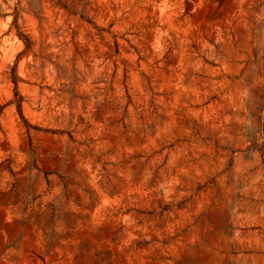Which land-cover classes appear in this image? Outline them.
Segmentation results:
<instances>
[{
  "label": "rangeland",
  "instance_id": "1",
  "mask_svg": "<svg viewBox=\"0 0 264 264\" xmlns=\"http://www.w3.org/2000/svg\"><path fill=\"white\" fill-rule=\"evenodd\" d=\"M0 264H264V0H0Z\"/></svg>",
  "mask_w": 264,
  "mask_h": 264
},
{
  "label": "trees",
  "instance_id": "2",
  "mask_svg": "<svg viewBox=\"0 0 264 264\" xmlns=\"http://www.w3.org/2000/svg\"><path fill=\"white\" fill-rule=\"evenodd\" d=\"M65 8H67V5H63ZM38 14V13H37ZM18 18H19V12H17V14L15 15V20H14V23L16 24V26H17V28H18V35L20 36V37H22L24 40H25V42H26V47H27V49H29L30 47H31V45H32V42H31V40L29 39V37H27V35L26 34H24L22 31H20V29H19V24H18ZM14 80H15V82H17V78L16 77H14ZM20 106V105H19Z\"/></svg>",
  "mask_w": 264,
  "mask_h": 264
}]
</instances>
